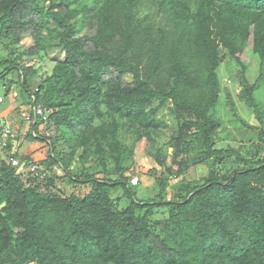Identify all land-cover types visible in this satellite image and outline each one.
Segmentation results:
<instances>
[{
    "label": "trees",
    "instance_id": "1",
    "mask_svg": "<svg viewBox=\"0 0 264 264\" xmlns=\"http://www.w3.org/2000/svg\"><path fill=\"white\" fill-rule=\"evenodd\" d=\"M28 35L33 46L25 49ZM91 37L107 56L87 49ZM247 40L259 61L253 84L237 53ZM49 43L59 50L43 77L23 60L38 61ZM75 53L102 65L99 79L71 64ZM226 56L241 66L232 72L238 99L261 125L248 126L226 89L232 114L257 131L248 155L213 138L222 127ZM13 72L28 106L46 110L48 121H35L29 138L49 149L41 178L1 167L0 264H264V119L255 96L264 76V0H0V81ZM169 102L180 135L158 151L171 128L157 114ZM198 137L199 163L209 170L190 182L165 158L171 148L174 167L189 161ZM139 144L164 168L148 170L156 195L143 199L132 184Z\"/></svg>",
    "mask_w": 264,
    "mask_h": 264
},
{
    "label": "rangeland",
    "instance_id": "2",
    "mask_svg": "<svg viewBox=\"0 0 264 264\" xmlns=\"http://www.w3.org/2000/svg\"><path fill=\"white\" fill-rule=\"evenodd\" d=\"M84 34L85 32L82 33L83 36ZM241 40H243V37L241 38ZM22 46L25 49L32 47L33 39L29 35L25 36L22 42ZM47 46L48 50H46V54L43 53L42 58H39L38 61L31 62L26 58L23 60V63L26 66L32 64L33 66H35L36 69H39L40 75L43 77H47L52 73L54 63L52 62L50 56L53 53H57L59 50V48H56L54 45H52V43H49ZM86 47L92 53L94 51H100L105 56L108 55L103 48L98 47L94 43V39L92 37L88 41ZM237 53L239 56H241V61H243L248 68L247 78L250 84L255 83L260 77L259 61L251 51V48L249 46V40L245 42L243 41L240 44ZM1 54L6 56L8 53L3 52ZM61 58H66V54L64 52L61 54ZM70 62L74 67H78L81 63H84L86 66L89 67V71L94 75L96 79L100 78L102 70L101 64L97 63L94 65H88L87 62L83 61V59L77 53H75V55L70 58ZM240 68L241 66L237 64L235 60H233L229 56H226L225 61L219 70V74L222 80L219 85L221 92V101L216 110L217 116L222 121V127L217 130L216 133L213 134V138L215 144L219 148H235L238 150L241 149L242 153L248 155L247 151L251 150L253 144L257 142L255 135L257 131H255V129H248L246 125H243V123L240 122L237 117L232 114L226 100V89H229L233 99L235 100L239 114L242 119L247 122L249 127L251 126L257 128L258 130L260 129L261 125L255 112L252 109L246 107V105L242 103L237 96L239 83L235 79H233L232 72ZM262 77L263 79L260 82L259 88L255 96L257 98L260 110L263 113L264 119V76L262 75ZM128 82H131V78L128 79ZM37 87V83H31V89L37 91ZM123 89H126V87H124ZM0 95L5 98L4 103L0 105V116L4 115V117H13L15 119L16 126L20 127V130L17 131L18 140H15L14 145L16 148L18 147L20 154L23 156L22 160L25 161L26 158L28 160H34L43 169H46L45 166L41 165V162L47 158V152L49 148L46 145L45 141L29 138V129H31V126L35 123V120L32 121L33 123H29L28 121L23 119V113L29 112L28 114L31 115L34 106H28L29 96L26 94V92H24L20 84L17 83V72H13L9 76H7L5 80L0 81ZM157 116L164 120L166 124H168L171 128L167 131V135L164 138L156 142V150L160 151L166 146L167 142H171L180 135V126L175 117V107L172 102H169L165 107L159 110ZM41 121L42 117L37 116L36 122L41 123ZM42 127V130L46 128H44V125H42ZM39 131L40 130H38V132ZM125 140L128 145H131L133 142V138L131 137V135H127ZM193 148V152L189 156V161H186L184 158L183 160H181L180 166L175 167L173 165V150L171 148H168V154L165 158L166 166L167 168L179 169V171L183 173V176L186 178V180L190 182H198L202 177L207 174L209 166L205 163H199L198 153L202 149L201 138L198 137L194 140ZM134 158L136 164L138 165L137 176L141 180V183H139L136 188L137 197L139 199H143V197L146 196H155L156 192L152 185V178L147 172L148 170L156 169L161 173L164 172V168L160 169L156 161L152 160L151 158L145 155V148L143 144H139L138 148H136ZM71 168V170H73L75 174H80L81 164L78 159L73 162ZM89 171L91 173L96 174V176L99 178H108L106 177V175L101 173V169L92 168ZM53 173L60 177H65L66 175L65 172H62V170L58 167H53L51 169V174ZM177 183L178 179L171 180L170 187L168 188L169 194L171 196L175 192L174 188ZM57 188L60 190L61 194H64L65 192H67V190H70L69 188H66L65 184L62 182L58 184ZM77 188L81 194L89 193L88 187L86 185L82 187L78 186Z\"/></svg>",
    "mask_w": 264,
    "mask_h": 264
},
{
    "label": "built area",
    "instance_id": "3",
    "mask_svg": "<svg viewBox=\"0 0 264 264\" xmlns=\"http://www.w3.org/2000/svg\"><path fill=\"white\" fill-rule=\"evenodd\" d=\"M4 103V97L0 95V105ZM32 114L29 112L23 113V119L29 123H33L37 116H41L43 121L48 120L46 110L42 106H34ZM20 127L16 126L15 119L11 116H0V170L2 165H8L16 168L17 173L27 174L29 173L32 178H41L44 175L45 169H43L34 160L23 161V156L20 154L18 147L16 148L14 143L18 140L17 131ZM30 131V129H29ZM139 177L132 178V184H139Z\"/></svg>",
    "mask_w": 264,
    "mask_h": 264
},
{
    "label": "clouds",
    "instance_id": "4",
    "mask_svg": "<svg viewBox=\"0 0 264 264\" xmlns=\"http://www.w3.org/2000/svg\"><path fill=\"white\" fill-rule=\"evenodd\" d=\"M135 186H137V185H135Z\"/></svg>",
    "mask_w": 264,
    "mask_h": 264
}]
</instances>
